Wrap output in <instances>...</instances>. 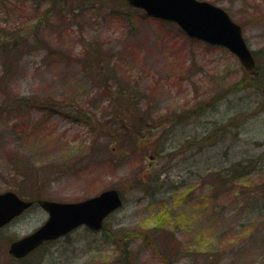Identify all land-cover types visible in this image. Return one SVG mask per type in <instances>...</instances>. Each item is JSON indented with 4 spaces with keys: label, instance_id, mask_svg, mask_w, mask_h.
<instances>
[{
    "label": "rangeland",
    "instance_id": "obj_1",
    "mask_svg": "<svg viewBox=\"0 0 264 264\" xmlns=\"http://www.w3.org/2000/svg\"><path fill=\"white\" fill-rule=\"evenodd\" d=\"M199 1L240 25L264 81V0ZM255 80L228 50L120 0H0V193L123 199L102 231L17 260L11 242L47 219L33 205L0 230V264H264Z\"/></svg>",
    "mask_w": 264,
    "mask_h": 264
},
{
    "label": "water",
    "instance_id": "obj_2",
    "mask_svg": "<svg viewBox=\"0 0 264 264\" xmlns=\"http://www.w3.org/2000/svg\"><path fill=\"white\" fill-rule=\"evenodd\" d=\"M134 8L142 9L147 16L177 24L190 38L222 46L237 56L246 71L255 73L256 65L247 46L242 29L220 7L198 0H126ZM264 93V89H263ZM47 212L46 222L31 234L11 243L9 253L21 258L42 244L85 225L100 230L103 220L122 205L120 194L109 189L97 196L74 203L39 200ZM32 205L14 192L0 193V228Z\"/></svg>",
    "mask_w": 264,
    "mask_h": 264
},
{
    "label": "trees",
    "instance_id": "obj_3",
    "mask_svg": "<svg viewBox=\"0 0 264 264\" xmlns=\"http://www.w3.org/2000/svg\"><path fill=\"white\" fill-rule=\"evenodd\" d=\"M56 1V0H55ZM120 2H122V3H124V1L123 0H120ZM125 6L126 7H128L126 4H125ZM258 73H260L259 72V70H258ZM256 80H255V84H257L258 85V87L259 88H264V81H262V80H260L259 78L260 77H254ZM128 135H130V134H133V135H138V133H137V128L136 127H132V128H130V129H128V131L126 132ZM250 161L251 160H247L246 162H244V163H238L236 166H237V172H239L241 169L243 170V169H247L248 168V170L250 171L251 170V168H253V166H254V164L252 165L251 164V166H250ZM249 171H245L246 173H248ZM245 173V174H246ZM238 175L237 176H240V175H242L243 174V172H240V173H237Z\"/></svg>",
    "mask_w": 264,
    "mask_h": 264
}]
</instances>
